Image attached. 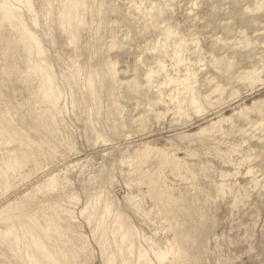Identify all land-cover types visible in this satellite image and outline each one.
Segmentation results:
<instances>
[{
	"label": "rangeland",
	"instance_id": "1",
	"mask_svg": "<svg viewBox=\"0 0 264 264\" xmlns=\"http://www.w3.org/2000/svg\"><path fill=\"white\" fill-rule=\"evenodd\" d=\"M51 1L55 6L56 1ZM104 1L108 7H113L106 14V21L110 20L107 22L112 25L111 28H105L106 32L102 28L96 40L92 38L94 35L90 27L82 29L77 47L67 44L56 24L50 22L52 16L49 22L39 17L36 30L41 34L45 57L61 90L60 103L66 108L63 123L58 122L56 126L42 112L44 106L35 96L36 83L25 75L23 51L14 44L9 45V31L0 28V114L7 111V114H3L6 119L32 140L28 151L40 161L38 169L32 162L22 167L20 171L24 177L22 180L18 176L14 179L12 190L3 193L5 197L0 195V204L22 195L45 175L58 173L59 179L66 178L69 181L61 187L62 190H59L55 198L62 200L64 208L69 207L75 212L71 225L89 243L91 257L83 264H107L100 256L101 249L95 238L91 236L92 218L87 219L89 213L80 215L87 199L86 202L95 201L98 195L106 194L107 190L108 194L112 193L109 197L118 203L117 209L121 208L130 224L144 235L145 239L140 240L142 247L156 251L158 247L164 248L166 241L172 239L173 231L171 233L166 229L168 223L164 222V215L156 210L154 193L149 195V186H146L149 184L148 179L140 182L138 177L132 176L127 180L119 173L117 166L119 160L135 156L145 146L163 149L175 153L188 167V172L181 171L176 175L168 169L160 173L170 193L169 203H162V206L168 212L167 215L170 214L168 217L171 220L174 218L177 234L186 251L181 261L173 260V263L168 260L165 264H264V82L253 90L233 83L234 91L238 90V96L235 95L237 97L233 95L235 98L231 99L232 90L227 89L221 105H205L203 115H197L186 105L185 114L177 115L169 98L170 88L162 86L163 102H159L157 95L146 88L143 79L148 67L155 68L154 47L156 42L164 38V35L159 34V29L170 26L173 33L186 40L187 52L181 54L184 62L179 65L178 73L173 72L174 64L170 58H163L165 65L172 76L179 75V79L192 86L198 84L201 93L210 89L206 77L224 83L226 74H235L252 65L262 68L264 81V32L261 30L264 25V8L251 13L247 10V13L246 8L253 10L256 6L254 0H169L167 5L164 0ZM132 2L142 9L151 3L161 8L162 15H158L156 21L161 27L153 29L144 26L146 21L138 16ZM40 3L41 0H34L37 11ZM23 16L25 24L34 28L30 16L27 13H23ZM82 16L87 19V15ZM153 20L156 19L153 17ZM242 31L245 34H241ZM112 36L117 47L107 55H94L92 50L99 51L97 47L106 41L110 42ZM244 40L250 42L248 46ZM247 54H255L259 58L249 64L246 61ZM107 58L118 63V77L122 82V85H115L120 120L116 122L117 131L110 128L112 122L107 113L106 95H102L103 104L99 103L98 112L95 113L96 108L93 110L90 106L85 88L80 84L82 76L77 72L84 64H101ZM213 58L220 66L216 63L215 67ZM188 61L191 71L196 73V80H192V75L183 67ZM229 66L231 71L228 72ZM154 80L161 83L162 76L156 75ZM147 90L151 91L150 94ZM217 98L218 94L212 96L211 101ZM253 102H259V105L252 108ZM154 103H158L157 106ZM245 107L251 109L243 115L239 114ZM90 110H93L94 116ZM226 118L230 121H225ZM218 119L224 120L211 127V123ZM202 131L208 134H200ZM95 133L103 139H98ZM15 147L22 146L15 143L5 146L6 149ZM54 148L57 153H50ZM154 149L149 151L143 169L157 175L159 171ZM222 173L228 177L222 179ZM110 175L114 176L113 185L106 179ZM258 180L260 182L256 185ZM135 181H139V185ZM221 183L226 185L222 191L219 187ZM127 195L136 196L135 207L127 203ZM137 207L144 214L136 212ZM72 238L74 243H79L74 235ZM2 260L0 254V264H7Z\"/></svg>",
	"mask_w": 264,
	"mask_h": 264
},
{
	"label": "bare ground",
	"instance_id": "2",
	"mask_svg": "<svg viewBox=\"0 0 264 264\" xmlns=\"http://www.w3.org/2000/svg\"><path fill=\"white\" fill-rule=\"evenodd\" d=\"M55 1L56 4L54 3L55 6H53L51 0H41L37 11L34 0H0V28L9 31L10 38L7 40L8 44H14V46L20 47L23 51L25 59V61L23 60V62L25 63V75L28 79H32L36 83L35 96L44 106L42 111L43 114L46 115L47 120L54 126H56L58 122H62V117L66 108L64 104L60 103L62 96L61 90L57 85L54 75L55 73H53L54 71H52V68L50 67L51 65L50 63H48L47 58L45 57L46 51H44V48L42 46V41L40 39L41 34L36 30V28H38L37 26H39V17H41L44 22H49V19L52 16L53 19H51L50 22H54L56 24L57 30L65 36L67 44L72 47H77L79 42V33L82 29L90 27L89 30L92 32V35H94V37L92 36V38L96 40L97 36H100L99 33L102 31V28H104V32H106L105 30L108 29V27L109 29L111 28L112 25L110 26V23L107 22L110 20L106 21V14L110 11V9H113V7H108L106 1L104 0ZM168 1L169 0H164L166 5ZM254 3L256 5L254 6L255 9L253 8V10H249L248 8H246V11L248 10L251 13L253 11L259 12L263 10L262 8H264V0H254ZM108 5L110 4L108 3ZM132 6L138 16L146 21V24L144 26H150L153 29H159L161 27H159L158 22H156L158 21V15H162L163 11L161 8H158V6L152 3L148 7H144L143 9L134 3L132 4ZM23 13H27L30 16L35 29L25 24ZM83 14L87 15V19H84V17L82 16ZM153 17L154 19H156L155 21L153 20ZM111 23H114V21ZM45 25L47 26V23H45ZM171 29L172 28L170 26L161 27L159 29V34L164 35V38L161 41L156 42L157 45L154 47L153 59L155 68L148 67L143 79L145 86H147L146 88L149 90L151 89L157 95V99L159 102H163L162 88L164 86H168V88H170L171 93L169 94V98L170 100H172L171 102L173 103V109L176 110L177 115L185 114V105L186 107H188V109H190L197 115H199L200 113V115H203V113H205V105L209 107H212L213 104L221 105L220 103L222 101L223 94L227 89L232 90L230 94L231 99L237 97L238 94H236V92L238 90L236 91L235 89L234 91L233 83L242 84L241 86L244 85V87L246 86L247 89L249 88V90H253L255 86L259 84L261 85L264 82L262 79V68L260 69L257 66L252 65L248 68L239 70L235 74H226L224 83L217 81L216 78L207 79L206 77V83L208 88L210 87V89L204 94L201 93L198 89V84L192 86L191 83H187L179 79V75H176L177 77L172 76L170 70L167 69V66L165 65V61L163 60V58H170L174 64L173 72L178 73L180 71L179 65L184 62V58L181 57V54L184 51L187 52L186 40L173 33L174 31H171ZM261 30H263L264 32V25L261 27ZM241 34L245 33H243L242 31ZM244 38L247 39V37ZM11 40L13 41L11 42ZM109 41L110 42H104L103 40L104 44L102 43V45L97 47L99 51L97 49L92 50L93 54L107 55L111 50L117 47V42L115 41L113 36ZM244 41H246V45L248 46L250 42L247 40ZM242 44L243 43L241 42V45ZM241 45H239V47ZM94 47L95 46H92V48ZM245 49L243 48V50ZM258 58L259 57H256L255 54L246 55V61L249 62V64H253ZM213 61V64L215 63L214 65L216 67L217 60L213 58ZM117 64L118 63L116 61L107 58L101 64H84L83 67H80L77 71L82 76L80 84H82L85 88V94L87 96V99L89 100L90 106L92 108H96V111H94L95 113L98 112L97 107L99 103H102V95H106V102L108 103L107 113L109 118H111L112 126L110 128H112V131H117L116 122H118L119 120V105L117 103L118 100L116 99L115 95V85H122V82L118 77L119 70L117 68ZM186 64L188 65L187 67ZM217 64L220 66L219 63ZM190 66L191 64L189 61L183 64V67L186 68L187 73L189 75H192V80H196V73L193 70L191 71ZM212 66L213 65H211V67ZM230 66L227 67V70L230 69L228 70V72L231 71L232 66ZM218 72H220V70ZM156 75L162 76L161 83L155 82L154 77ZM193 83L196 82L193 81ZM138 88L137 91L139 92L140 88L139 90ZM132 91H134V89ZM216 94H218V98L214 99V101H211L212 96ZM233 95L237 96L234 97ZM157 104L155 106H157ZM258 105L259 102H253L252 108L257 107ZM95 108L93 110H95ZM150 109L148 108V110ZM250 109L251 107H245L238 113L243 115L244 112H249ZM3 114H7V111H4L0 114V195L2 194V197H5L3 196V193L7 192L9 189L12 190L11 188H13L14 179L17 176L20 179L24 177L23 173L21 174L20 171L22 167L25 166L28 162H32L35 164L36 169H38V167L40 166V161L38 162V158H33L28 151L29 147L32 144V140L22 130L14 127L12 122L6 119L5 115ZM159 116L161 115L159 114ZM222 120L224 119H218V121H214V123H211V127L216 126V124L219 122L222 123ZM225 121L230 120L229 118H226ZM93 122L95 123V121ZM217 126L219 127V125ZM93 130L95 129L93 128ZM218 130H220V128H218ZM211 131H213V129H211ZM203 132L204 131L199 133L203 134ZM205 132L204 135L208 134L207 131ZM95 134L96 137L98 136V139H103L100 135H98V133ZM100 134L103 135L102 133ZM114 135H116V133H114ZM105 139L106 138H104L103 141H105ZM11 143H15L18 146L22 147H15V149H6L5 146ZM150 148L151 147L148 148L147 146H145L143 149L139 150L135 156L119 160L120 162L117 168L119 173L127 180L132 176L138 177L141 180L140 182H144L145 178L148 179L149 184L146 186H149L150 194L148 192L147 193L149 195L154 193L153 199L156 204V210L158 211V213H161L162 216L164 215L163 220L164 222L168 223V228L166 229L170 230V232L173 231V237L171 240L166 241L164 248L158 247L156 251L146 250L147 248L144 249L140 244V240L145 239L144 235H141V232L135 229L136 226L133 227V225L130 224V222L123 215V211L121 212V208L117 209L116 205H118V203L110 198L111 196L109 197V195L112 193L108 194V190L106 189V194L104 193V195H102V193L98 196L96 195L97 199L95 198V201L93 200L86 202L88 200L87 199L84 204L85 206L83 205L84 207L80 210V215L89 213V217L87 219L91 220L90 217L92 218V235H90L95 238L96 243L101 249L100 256L103 257V261H105L107 264H162L163 262L165 264L166 262H168V260H172V262L173 260H178L179 262V260L181 261L183 256L186 254L185 248L182 244V241L180 240V236L176 231L177 224L174 221V218L172 219V221L168 217L170 214L167 215L168 212H166V209L163 208L164 205L162 203H169L168 200L170 199V193L168 192L166 180L161 178L162 175H160V173L162 172V170L168 169L171 173L176 175L181 171L188 172V167L183 162V160H181V158H178L175 155V153L171 154L163 149L152 148L154 149L153 152L155 153V159L157 161V167L159 171L157 172V175L152 174L149 171L143 169L146 165V160L149 157V151L151 152L152 150ZM55 150L57 149L54 148L50 151V153L52 151L56 152ZM75 167L78 168V166ZM247 172L250 173L249 170ZM57 174L45 175L44 178H42L40 181H37L36 184H33V186H31L30 189L22 195L15 197L11 201L6 200V202L2 205L0 204V254L3 262L7 264H80V261L83 264L87 259L91 257L90 248L88 245L89 243L87 244V241L85 242L82 239L81 233L76 232L74 230V227L71 225V222L74 221L75 212L69 207L64 208L65 205L63 206L62 200H60L59 198H55L57 197L59 190H62L61 187H63L66 181H69L64 178L65 175L63 177L64 179H59V177H57ZM220 176L223 179L227 175L222 173ZM112 177L110 175L106 178L107 182L110 185H113ZM26 178H28V176ZM26 178L24 179L27 180ZM135 182L139 185V181ZM259 182L260 181L258 180L256 185L259 184ZM123 183L125 184V182ZM225 186L226 185L224 183H221L219 185L221 191ZM15 189H17V187ZM129 195L126 196L127 203L131 205L137 204L134 201V199H136L134 197L136 196L131 197ZM77 202L80 203L79 201ZM165 206L167 205L165 204ZM168 207L170 208V206ZM168 207L167 209H169ZM136 212H142L144 214V211L138 209V207ZM69 233L74 235L79 243H74L72 235H69Z\"/></svg>",
	"mask_w": 264,
	"mask_h": 264
}]
</instances>
